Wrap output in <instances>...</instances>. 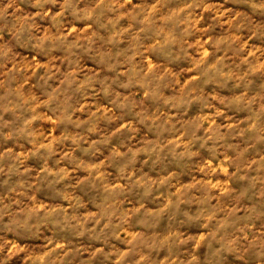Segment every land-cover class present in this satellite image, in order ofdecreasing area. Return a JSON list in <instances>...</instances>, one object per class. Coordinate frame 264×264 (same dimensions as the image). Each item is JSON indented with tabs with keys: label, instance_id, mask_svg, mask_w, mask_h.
<instances>
[{
	"label": "clouds",
	"instance_id": "clouds-1",
	"mask_svg": "<svg viewBox=\"0 0 264 264\" xmlns=\"http://www.w3.org/2000/svg\"><path fill=\"white\" fill-rule=\"evenodd\" d=\"M0 264H264V0H0Z\"/></svg>",
	"mask_w": 264,
	"mask_h": 264
}]
</instances>
